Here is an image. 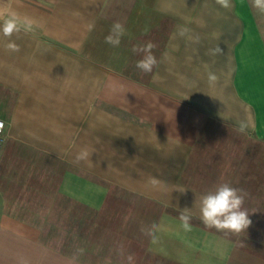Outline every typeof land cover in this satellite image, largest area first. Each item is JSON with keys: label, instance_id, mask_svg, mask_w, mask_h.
I'll return each instance as SVG.
<instances>
[{"label": "crops", "instance_id": "0c3cea01", "mask_svg": "<svg viewBox=\"0 0 264 264\" xmlns=\"http://www.w3.org/2000/svg\"><path fill=\"white\" fill-rule=\"evenodd\" d=\"M10 15L20 31L0 32V264L115 259L101 248L112 234L125 257L139 243L171 264H264V14L252 0H0V24ZM115 22L118 46L105 41ZM148 42L157 65L144 73L133 48ZM225 182L247 194L252 223L239 233L199 218V198ZM52 183L77 210L61 220L75 233L66 250L21 218V201Z\"/></svg>", "mask_w": 264, "mask_h": 264}, {"label": "clouds", "instance_id": "9594fccd", "mask_svg": "<svg viewBox=\"0 0 264 264\" xmlns=\"http://www.w3.org/2000/svg\"><path fill=\"white\" fill-rule=\"evenodd\" d=\"M216 3L226 9L232 6V0H216ZM252 5L259 13L264 14V0H252ZM19 31L20 26L18 18L15 15H10L0 24V32L5 37H11ZM124 32V26L119 22H115L110 30V34L105 38L106 43L118 46ZM6 47L13 51L18 50V46L14 42H9ZM154 47L153 43L148 42L141 47L133 48L134 52L144 53L142 59L138 60L135 65L136 68L144 73H151L157 65V59L152 53ZM221 52L222 49L219 46L210 50V54L212 55H218ZM211 78L213 77L210 74ZM88 157V151L83 150L78 154L76 159L80 161L86 160ZM246 195L242 189L233 187L227 182L220 183L214 191H210L199 198V218L201 222L206 227L214 228L217 231L239 233L246 230L252 223L249 219V213L243 207ZM189 218V216L181 217L185 227L188 226L187 222ZM128 259L131 261L132 257L129 256Z\"/></svg>", "mask_w": 264, "mask_h": 264}, {"label": "rangeland", "instance_id": "374dc122", "mask_svg": "<svg viewBox=\"0 0 264 264\" xmlns=\"http://www.w3.org/2000/svg\"><path fill=\"white\" fill-rule=\"evenodd\" d=\"M135 58L137 57H132V59ZM36 187L37 190L35 199H25L21 201L20 212L23 213L21 218L34 222L43 227V229L48 227V231H42L41 238L57 247H61L63 245V249L66 250L65 247H67V243L71 244V246L73 245L72 243L74 242H72V240H74L73 237L75 233L60 231V225H63L61 220H64L65 218L67 220L69 218L68 214L76 212L77 210L73 205H67V203L63 202V199L57 196L54 183L47 186L40 184L36 185ZM83 218L85 231L83 233V239H81L84 244V253H86V251H89L91 247V215L84 211ZM111 236L113 237L109 241L105 238L101 239V248L108 249L109 245L112 254L113 252L118 251L116 254L117 256L115 255V259H91L89 256L85 255L84 257L87 258L85 260L91 262V264H171L167 261L146 254L139 243L137 244V248H128L127 252L129 254L127 253L128 256L125 257L122 253L124 252V249L128 247L126 241L124 239L118 240V238L114 237V234ZM71 250H74V247H71ZM78 251H80V248ZM131 251H133L136 255H131ZM129 256L132 257L131 261L128 259Z\"/></svg>", "mask_w": 264, "mask_h": 264}, {"label": "built area", "instance_id": "2783aa9c", "mask_svg": "<svg viewBox=\"0 0 264 264\" xmlns=\"http://www.w3.org/2000/svg\"><path fill=\"white\" fill-rule=\"evenodd\" d=\"M3 125H4V122H3V120L2 119H0V131L2 130V128H3Z\"/></svg>", "mask_w": 264, "mask_h": 264}]
</instances>
